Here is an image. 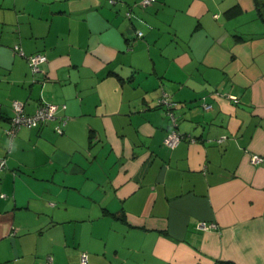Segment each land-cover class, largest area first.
I'll use <instances>...</instances> for the list:
<instances>
[{"label": "crops", "instance_id": "1", "mask_svg": "<svg viewBox=\"0 0 264 264\" xmlns=\"http://www.w3.org/2000/svg\"><path fill=\"white\" fill-rule=\"evenodd\" d=\"M115 1L0 0V264H264L254 0Z\"/></svg>", "mask_w": 264, "mask_h": 264}, {"label": "built area", "instance_id": "2", "mask_svg": "<svg viewBox=\"0 0 264 264\" xmlns=\"http://www.w3.org/2000/svg\"><path fill=\"white\" fill-rule=\"evenodd\" d=\"M153 1L154 0H141L140 4L145 7L151 4ZM109 2L115 3L116 1L109 0ZM127 14L129 15V13ZM136 36L141 37L142 31H136ZM26 58L28 60L29 68L32 74L39 72L41 70L42 64H44V62L46 61V56L42 52L31 53ZM234 99L235 101L237 100L236 98ZM158 104L166 109V114L168 116V119L170 120L169 132L164 139V142L167 146L174 147L183 138L182 134H180L176 130L177 120L174 112V109L177 105L176 101L172 100L170 94L166 90L162 89L161 96L158 98ZM58 108L59 105L56 103L42 101V103L39 104V106L33 113L28 114L24 112L23 106L19 101H13V115L10 118L9 126L5 129L6 136L8 138H12L18 131V129L22 126L37 127L44 124L47 120L51 119L54 116ZM203 108L209 110L211 108V104L205 103L203 104ZM218 140L221 141L222 139L220 138ZM251 159L253 162H257L261 158L257 155H252ZM0 162H2L1 159ZM208 225L202 224L200 227L206 228L212 226L213 224H210L209 226ZM81 257L82 261H85V254H82ZM49 263L50 257H48L46 264Z\"/></svg>", "mask_w": 264, "mask_h": 264}, {"label": "trees", "instance_id": "3", "mask_svg": "<svg viewBox=\"0 0 264 264\" xmlns=\"http://www.w3.org/2000/svg\"><path fill=\"white\" fill-rule=\"evenodd\" d=\"M255 7L258 12L259 17L264 20V0H254ZM218 264H232L228 262H219Z\"/></svg>", "mask_w": 264, "mask_h": 264}]
</instances>
